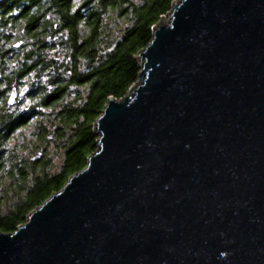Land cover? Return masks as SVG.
Returning a JSON list of instances; mask_svg holds the SVG:
<instances>
[{
    "label": "water",
    "instance_id": "95a60500",
    "mask_svg": "<svg viewBox=\"0 0 264 264\" xmlns=\"http://www.w3.org/2000/svg\"><path fill=\"white\" fill-rule=\"evenodd\" d=\"M134 57L0 264H264V0H174Z\"/></svg>",
    "mask_w": 264,
    "mask_h": 264
},
{
    "label": "trees",
    "instance_id": "16d2710c",
    "mask_svg": "<svg viewBox=\"0 0 264 264\" xmlns=\"http://www.w3.org/2000/svg\"><path fill=\"white\" fill-rule=\"evenodd\" d=\"M173 1L76 0L92 4L94 15L67 29L83 38L62 41V73L0 72V232H13L85 167L97 148L95 120L109 96L120 99L136 81L140 68L134 56ZM6 33L0 23V34ZM15 83L28 87V102H5L9 93L3 87ZM44 108L51 111L42 114Z\"/></svg>",
    "mask_w": 264,
    "mask_h": 264
},
{
    "label": "flooded vegetation",
    "instance_id": "af4514ba",
    "mask_svg": "<svg viewBox=\"0 0 264 264\" xmlns=\"http://www.w3.org/2000/svg\"><path fill=\"white\" fill-rule=\"evenodd\" d=\"M93 15L92 4H78L76 0H0V23H5L7 32L0 34V65H3L0 72L14 75L62 73V41L83 38L68 34L67 29L79 20L82 26L86 18L92 19ZM47 57L55 61L47 62ZM3 88L15 94L14 102L28 100V87L24 84ZM9 94H5V102Z\"/></svg>",
    "mask_w": 264,
    "mask_h": 264
},
{
    "label": "rangeland",
    "instance_id": "374dc122",
    "mask_svg": "<svg viewBox=\"0 0 264 264\" xmlns=\"http://www.w3.org/2000/svg\"><path fill=\"white\" fill-rule=\"evenodd\" d=\"M131 2H133V3H139V0H131ZM165 19H167L166 17H165ZM21 102H28V100L27 101H21ZM51 111V109L49 108H44L43 110L41 109V112H42V114H46V113H49ZM8 147H10V146H12V144H13V140H10V141H8ZM54 150V149H53ZM52 149H51V153H52V157H54L53 155V153H54V151H53ZM50 152V151H49ZM50 153V154H51Z\"/></svg>",
    "mask_w": 264,
    "mask_h": 264
}]
</instances>
